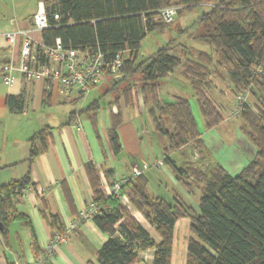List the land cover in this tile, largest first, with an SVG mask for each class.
Instances as JSON below:
<instances>
[{
    "label": "trees",
    "instance_id": "1",
    "mask_svg": "<svg viewBox=\"0 0 264 264\" xmlns=\"http://www.w3.org/2000/svg\"><path fill=\"white\" fill-rule=\"evenodd\" d=\"M45 5L50 25L43 31L45 45L54 46L56 40L61 39L65 48H90L111 56L129 51L121 80L114 84L115 87L129 85L119 90V95L130 100L129 103L135 91L129 82L136 75H140L142 83L136 95L145 97L148 91L155 94L160 80L183 65L170 48L174 41L147 60L138 61L147 35L163 32L170 25L161 22V11L177 8L175 5L188 11L207 5L209 11L199 17L197 24L205 31L199 41L210 49V54L188 60L184 72V76L190 78L205 129L213 130L224 121L204 93L209 84L207 69L211 65L216 69L228 68L231 82L237 89L250 94L255 109L244 107L241 116L242 133L257 151L255 159L235 177L219 164L210 171L209 177L203 173L208 179L198 213L184 202L176 200L170 205L152 196L146 174L123 186L122 194L155 228L160 238L158 242L119 199L105 194L97 166L88 162L86 172L97 208L93 222L110 236L97 254L98 263L138 264L140 252L155 249L153 264H172L176 224L188 219L193 237L188 243L187 264H264V0H46ZM52 13L59 14L60 22L54 21ZM7 104L22 110L24 100L9 97ZM99 107V103L94 102L82 113H96ZM149 114L157 133L166 139L164 163L179 182L190 187L187 169L198 172L195 166H178L170 158L171 154L194 142L205 150L189 100L157 102ZM81 116L73 117L72 121ZM111 119L109 137L115 154H119L122 151L119 135L122 116L114 113ZM165 120L170 121V130ZM35 140H31L25 178L0 186V224L3 226L0 235L3 238L7 237L10 221L30 224L27 217L15 215L13 211L14 198L18 195L15 189L25 191L32 185L31 166L38 155ZM49 223L52 235L64 231L58 226L57 218L50 219Z\"/></svg>",
    "mask_w": 264,
    "mask_h": 264
},
{
    "label": "crops",
    "instance_id": "2",
    "mask_svg": "<svg viewBox=\"0 0 264 264\" xmlns=\"http://www.w3.org/2000/svg\"><path fill=\"white\" fill-rule=\"evenodd\" d=\"M21 1L0 0V186L25 178L28 171L26 161L29 158L33 138H36L35 148L38 155L31 166L32 185L14 198V214L27 217L30 224L27 226L18 220L10 221L7 237L3 238L0 235V264L33 263L42 257L43 250L52 237L49 220L53 218H57L58 226L64 230L71 223L77 222L78 225L69 234L67 242L59 246L46 264H99L97 254L110 236L99 230L93 220L90 222L81 220V214L89 212L94 207L93 191L86 165L92 162L97 166L103 188L111 184L114 179L117 181L120 177L128 176L131 166L148 165L146 153L141 157L133 156L134 160L131 162L125 161L122 154L127 148L125 143L127 136L124 135L127 112L133 109L137 113L142 111L150 117V110L144 105L139 111L134 90L131 102L127 103L124 97L105 87L101 89V97L91 103H99L100 107L96 113H82L91 105L89 104L87 107H81L78 111L67 114L64 111V105H78L82 101L68 102L47 91L43 79L28 82L21 74L16 73L10 85L4 84L1 68L9 63H18L21 53V42H10L7 34L18 30L31 31L33 38L38 43L44 44L43 33L33 30L32 19L41 4L46 6V0H38L36 6L30 11H26L27 8L21 5ZM175 74L176 70L160 80L157 90L159 102L173 103L178 98L185 99L181 97V93L183 85L187 84H184V81L182 82ZM187 80L185 81L190 85ZM119 81L109 80L108 83L114 85ZM163 85H167L171 91L164 90ZM191 92L194 96L192 88ZM108 96L112 98L104 104L102 99ZM9 97H22L23 109L19 110L16 106L11 108L7 104ZM140 98L146 104L145 97ZM114 113L122 116V125L119 128L122 151L119 154H115L109 137L112 128L111 117ZM80 115L82 116L78 119L80 122L78 130L72 118ZM133 129L131 134L136 136L138 130L135 129L134 132ZM167 129L170 130L168 125ZM198 129L205 150L210 153L213 161L217 163L215 158L218 160L221 156L230 161L229 168L236 170L243 157L240 155V146L236 143L242 140L230 145L221 139L215 130L217 128L200 130L198 126ZM244 142L245 140L242 143L243 147H247L250 156H254L248 159L253 160L256 156L253 153L255 148L250 144L249 148ZM212 146L218 148L219 155H215ZM176 155L178 154L173 153L170 158L178 166L194 164L193 159H197L190 158L187 162L184 157L174 159ZM195 156H198L197 153ZM159 162L162 163L160 169L167 166L164 163V154L161 159L156 160L154 165L157 167ZM205 163L204 158L196 164L205 166L203 168L205 170ZM223 165L221 166L228 170ZM149 193L155 197L150 187ZM120 202L158 242L160 238L155 228L140 212L132 208L128 197ZM192 237L190 221L188 219L178 221L174 234L172 264H187L188 243ZM154 256L155 249L142 251L139 253L138 264H153Z\"/></svg>",
    "mask_w": 264,
    "mask_h": 264
},
{
    "label": "rangeland",
    "instance_id": "3",
    "mask_svg": "<svg viewBox=\"0 0 264 264\" xmlns=\"http://www.w3.org/2000/svg\"><path fill=\"white\" fill-rule=\"evenodd\" d=\"M37 2L38 0H22L21 5H24V7L27 8L26 11H30L36 6ZM175 6H177L178 8V14L174 23L170 24L163 32L156 31L147 35L146 39L142 42L138 61L142 62L144 60H147L160 49L167 46L171 41H174L173 43H171L170 48L173 53L181 58L183 64L182 67L176 69L175 75H177V77H179L182 82L184 81V84H187L186 86L183 85L181 97L189 100L192 106L193 115L198 126L200 127V130H206L204 119L201 116L197 100L191 92L190 85L185 81L189 79L187 81L190 83V78L185 77L184 72L186 71L188 60L194 61L197 58L199 59L200 54H210V49L199 41L200 36H202L205 31L202 28L199 29V26L197 24V20L199 19V17L209 11V6L202 5L196 7L193 11H188L178 5ZM160 20L161 22H163L161 17ZM180 31H183V33H180ZM207 70L209 74V78L207 80H209L210 85L208 84L205 86L206 88L204 89V93L213 101L217 110L224 117V121L215 130L218 135L221 136V139L224 140V142L229 143L230 145L240 139L242 140L236 143L238 146H240V149L238 148L241 151L240 155L243 156L240 159L239 166L237 167L238 169L236 168L235 170L234 168H229L230 164H228V162L230 161L226 160V158H222L221 156L218 158V160L217 158H215L218 164L225 165V168L228 169L225 170L229 174L235 176L240 174L241 171L248 167V165L255 159H251L252 161L248 159L254 156H250L249 149L247 147L244 148L242 145L243 141L245 140L244 143L249 146V148L250 145L252 146V144L242 133L244 123L241 116L243 113L238 111L239 95L241 93V90L237 89L236 86H234V84L231 82L230 71L228 68L221 67L219 69H216L215 66L211 65ZM140 80L141 77L138 74L129 82L132 83L130 84L132 88L135 87L134 89L136 93H138L137 89L142 88V83ZM103 84L104 85L100 89L93 90L86 99L82 100L80 104L64 105V111L69 114L70 112L78 111L81 107H87L94 100H97L101 97V89L103 90L105 89V87L110 90L116 89L115 91L118 94L121 93L120 91H122V86L124 88L129 87V85L126 83L121 86H117V88L115 87V85L109 84L108 80L104 81ZM163 86L164 90L171 91V89L168 88L167 85ZM249 89L251 90V88ZM146 95V104H144L143 99L141 100V98L137 96V105L139 107V111L143 109L144 105L148 106V109L151 110L156 107L157 102L159 103V95L157 92L154 94L153 92L148 91ZM111 98L112 96H108L103 98L102 101L104 104H106L111 100ZM247 100L251 105L250 94L248 95ZM129 101L130 100H128L127 102L129 103ZM255 102L256 101L253 100V103ZM160 103L162 104L164 102L160 101ZM249 109L253 110L254 107L251 105ZM125 122L124 135L127 136L125 137L127 148L122 154L123 158H125V161L131 162L134 160L133 156L141 157L142 154L146 153L148 166L150 167V170L147 172L146 176L149 179V187L154 191L155 197L164 199L170 205H174L176 200L184 202L198 213L200 211L199 205L200 199L203 194V188L205 187L208 179H206V176L203 175V173L207 174V177H209L210 171H212L217 164L213 161L210 153L206 150L203 151L199 146L196 145L195 142L191 143L187 148L184 147L178 152L174 153L178 154L174 157V159L184 157L187 162L190 161V158L191 160L195 157L197 158L193 159L192 163L194 164L192 165L195 166V170H197L198 172L187 169L188 177H190V180L188 181L190 183V187L187 188V186L183 185L175 178L168 166H163L160 169L159 167H156V165H154L157 159L162 158L164 154V147L167 146V143L164 136L157 133L154 124L148 114H145L142 111L140 113H137L133 109H130L127 112ZM165 122L166 125H168L171 129L172 125L170 121L165 120ZM132 128H134V132L135 129L138 130L136 131V136H134V134H131ZM213 149L212 150L214 151L215 155H219L220 151H218V148L213 147ZM195 153H197L198 156H195ZM253 153L257 155L256 149L255 151H253ZM204 158L206 159L205 170L203 169L205 168V166L202 165L201 167L200 164H196L199 162V160H202Z\"/></svg>",
    "mask_w": 264,
    "mask_h": 264
},
{
    "label": "built area",
    "instance_id": "4",
    "mask_svg": "<svg viewBox=\"0 0 264 264\" xmlns=\"http://www.w3.org/2000/svg\"><path fill=\"white\" fill-rule=\"evenodd\" d=\"M178 14L177 8H169L161 11L165 23L171 24ZM55 22H60L58 13H52ZM33 30L42 32L49 28V16L46 6L40 5L37 13L32 19ZM7 39L12 43L21 42L20 60L18 63H9L1 68L3 83L10 85L16 73L21 74L24 79L31 82L36 79H43L47 91L52 92L68 102L82 101L90 93L98 89L106 80L116 81L121 78L129 51L116 53L114 56L96 52L90 48H65L61 39H57L54 46H47L38 43L32 36L31 31L18 30L7 34ZM249 93L241 90L239 95L238 111L242 112L244 107L250 108L248 102ZM75 128L79 130L80 122H74ZM159 162L157 167H161ZM150 170L146 164L143 166L134 165L130 167L128 176L120 177L115 182L105 185L104 192L108 197L114 196L120 201L127 197L122 194V188L131 180L145 175ZM19 188L15 189L16 194H22ZM97 212L94 207L89 212L81 214V220L90 222ZM78 223H71L63 231H56L51 237L50 243L43 250V256L33 263L46 264L53 256L60 245L68 240L69 234L76 229ZM15 264H23L16 262Z\"/></svg>",
    "mask_w": 264,
    "mask_h": 264
},
{
    "label": "water",
    "instance_id": "5",
    "mask_svg": "<svg viewBox=\"0 0 264 264\" xmlns=\"http://www.w3.org/2000/svg\"><path fill=\"white\" fill-rule=\"evenodd\" d=\"M118 80H121V78H118ZM3 229L2 224H0V231Z\"/></svg>",
    "mask_w": 264,
    "mask_h": 264
}]
</instances>
